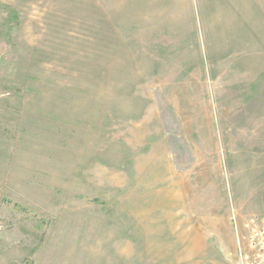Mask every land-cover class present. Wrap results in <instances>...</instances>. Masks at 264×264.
<instances>
[{
    "label": "rangeland",
    "instance_id": "obj_1",
    "mask_svg": "<svg viewBox=\"0 0 264 264\" xmlns=\"http://www.w3.org/2000/svg\"><path fill=\"white\" fill-rule=\"evenodd\" d=\"M262 211L264 0H0V264H238Z\"/></svg>",
    "mask_w": 264,
    "mask_h": 264
},
{
    "label": "built area",
    "instance_id": "obj_2",
    "mask_svg": "<svg viewBox=\"0 0 264 264\" xmlns=\"http://www.w3.org/2000/svg\"><path fill=\"white\" fill-rule=\"evenodd\" d=\"M239 239L238 264H264V211L249 216Z\"/></svg>",
    "mask_w": 264,
    "mask_h": 264
},
{
    "label": "trees",
    "instance_id": "obj_3",
    "mask_svg": "<svg viewBox=\"0 0 264 264\" xmlns=\"http://www.w3.org/2000/svg\"><path fill=\"white\" fill-rule=\"evenodd\" d=\"M9 13H10V19L11 20H16L18 19V14H17V11L15 9H9Z\"/></svg>",
    "mask_w": 264,
    "mask_h": 264
}]
</instances>
